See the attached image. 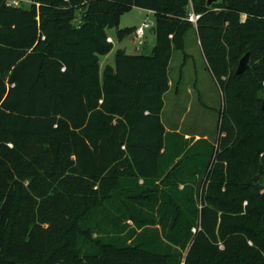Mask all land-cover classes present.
<instances>
[{
	"label": "trees",
	"instance_id": "1",
	"mask_svg": "<svg viewBox=\"0 0 264 264\" xmlns=\"http://www.w3.org/2000/svg\"><path fill=\"white\" fill-rule=\"evenodd\" d=\"M192 2L197 24L190 0H0V264H264V0ZM132 7L156 13L154 53L118 49L101 75ZM195 26L224 97L217 144L161 118ZM105 206L163 235L94 237Z\"/></svg>",
	"mask_w": 264,
	"mask_h": 264
},
{
	"label": "rangeland",
	"instance_id": "2",
	"mask_svg": "<svg viewBox=\"0 0 264 264\" xmlns=\"http://www.w3.org/2000/svg\"><path fill=\"white\" fill-rule=\"evenodd\" d=\"M31 6V3L23 4L24 8H31ZM156 19L157 16L154 11L140 7L126 9L118 16V26L107 30L108 35L114 40V48L110 53L100 55L101 75L104 74L106 65H115L118 49H127L128 51L135 52L139 51L137 50V48H139L141 53L153 55L157 45V37L151 33L150 29L156 25ZM146 20L151 24V28H147L144 38L138 40L134 28L141 26ZM119 29L125 31V35L122 38L118 36ZM196 37V32L193 30L187 33L186 50L191 54L188 59L185 58L182 52L175 51L172 63V68L175 71L172 72V75H177V78H179L180 69L183 68V63H185L186 66L183 69L184 78L181 83L183 87L182 91L185 93V91L188 90V83L194 85L193 100H195L198 105H196V109L192 114L188 116H186V114L179 122L177 118H174L169 125L173 128L180 127L184 132L187 131L192 134H199L200 136L205 135L209 140L217 144V137L219 135L218 122L224 107V97L221 87L210 73L204 61L202 49L201 46L198 45ZM195 84L197 86H195ZM179 100L178 96L176 97V101L173 99L171 101L168 100L170 102L166 112L169 113V117L173 115L171 106H173L174 103L176 104L174 111L176 117L188 106L185 104V107L182 106L184 107L183 110L181 106L179 109L177 106V104L179 105ZM260 181L264 186V174L260 176ZM118 200H120V196H118L116 202H119ZM102 211L103 212L96 219L98 221L97 226L93 227L94 237L103 236L107 239L114 238L115 241L131 244L139 238L147 239V236L142 235L143 232L151 234L152 232L158 231L161 236L163 235L162 225L160 223L139 227L133 220L123 217L122 214L117 211H110L106 206ZM106 214L111 216V218ZM149 215H155L157 220L160 218L156 211L149 213ZM221 241L223 246L224 240L222 239ZM186 256L187 251L184 252V257ZM182 264H186V262L183 261Z\"/></svg>",
	"mask_w": 264,
	"mask_h": 264
},
{
	"label": "crops",
	"instance_id": "3",
	"mask_svg": "<svg viewBox=\"0 0 264 264\" xmlns=\"http://www.w3.org/2000/svg\"><path fill=\"white\" fill-rule=\"evenodd\" d=\"M138 28V27H136ZM194 32H196V39H197V43L199 46H201V49H202V45H201V41H200V37H199V34L197 32V27L195 26L193 29H192ZM135 32V31H134ZM187 36V35H186ZM111 37V36H109ZM112 38V37H111ZM112 42L114 44V40L112 39ZM127 51V53L129 54H144V53H141L140 49L137 48V50L139 51H128L127 49H125ZM202 51V55H203V58H204V61L205 63L207 64V67L211 73V70L209 68V65H208V62H207V59L204 55V52H203V49L201 50ZM183 53V55L185 56L186 59H188V57L191 55L188 53V51L186 50V44H185V49L183 51H180ZM174 53L175 51L173 52V56H172V59L170 61V65H169V78H170V81H169V85H170V88L169 90L165 93L164 95V105H163V108H162V113H161V118H162V121H163V124L166 128L167 131L169 130H177L183 134H185L186 137H190V136H196V137H200L199 134H192L190 132H187V131H182L180 129V127L178 128H173L172 126L169 125L170 122H172V119L174 118H177L178 119V122L181 121L185 115L188 116L190 114H192L194 112V110L196 109V102L195 100H193V93H194V85H192L191 83H188V90L185 91V93L182 91L183 87H182V81H183V78H184V73H183V69L185 68V63H183V68L180 69V74H179V78H177V75H172V72H174L175 70L172 68V63H173V59H174ZM148 55V54H146ZM114 66V65H113ZM100 68H101V59H100ZM172 69V70H171ZM212 74V73H211ZM195 86H197L195 84ZM169 96V97H168ZM178 96V99H180L178 102H179V105L177 104V106L179 107L180 109V106H181V109L183 110V108L185 107V104H187L188 106L184 109V111L182 113H179L178 114V117L175 116L174 114V111H175V106L176 104L174 103L173 106H171V108L173 109V118L172 116L169 117V113H167V107H169V102L173 99L174 101H176V97ZM187 99V100H185ZM170 100V101H168ZM184 106V107H182ZM192 119V118H191ZM185 120V119H184ZM178 126H181L179 124H177Z\"/></svg>",
	"mask_w": 264,
	"mask_h": 264
},
{
	"label": "built area",
	"instance_id": "4",
	"mask_svg": "<svg viewBox=\"0 0 264 264\" xmlns=\"http://www.w3.org/2000/svg\"><path fill=\"white\" fill-rule=\"evenodd\" d=\"M191 1V10L189 11V14L187 16V20H189L190 22L197 24L198 19L200 18V14L196 13L194 11L193 8V2ZM24 3H33V0H7V5L8 6H16V7H21L23 6ZM147 28H151V24L146 20L145 22H143V24L141 26H139L138 28H136L135 30V34L138 40L144 38L145 34H146V29ZM108 40L110 42H112V38L108 37Z\"/></svg>",
	"mask_w": 264,
	"mask_h": 264
},
{
	"label": "water",
	"instance_id": "5",
	"mask_svg": "<svg viewBox=\"0 0 264 264\" xmlns=\"http://www.w3.org/2000/svg\"><path fill=\"white\" fill-rule=\"evenodd\" d=\"M221 0H208V5H212L213 3L215 2H219ZM151 33L152 34H155L156 33V27H152L150 29ZM249 61H250V53H246L242 59L240 60V63H239V66H238V69H237V73L241 74L243 73L249 66ZM263 109H264V105H263Z\"/></svg>",
	"mask_w": 264,
	"mask_h": 264
}]
</instances>
